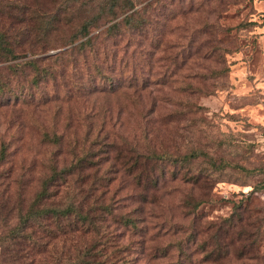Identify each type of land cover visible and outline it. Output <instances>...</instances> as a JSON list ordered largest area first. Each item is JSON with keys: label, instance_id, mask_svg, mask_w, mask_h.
Returning <instances> with one entry per match:
<instances>
[{"label": "rangeland", "instance_id": "1", "mask_svg": "<svg viewBox=\"0 0 264 264\" xmlns=\"http://www.w3.org/2000/svg\"><path fill=\"white\" fill-rule=\"evenodd\" d=\"M86 1L74 0L67 18L54 0L0 3L8 13L0 28L27 34L17 61L50 55L37 67L51 73L34 87L28 69L11 75L24 91L0 100V217L16 201L25 205L50 165L87 154L94 165L81 176L102 180L97 192L110 182L105 196L115 189L128 205L118 213L135 208L142 238L121 232L143 250L136 264H264V189H251L264 182V0H131L143 21L92 39L96 59L92 48L77 53L68 43L95 11ZM115 14L92 33L120 19ZM105 76L119 87L108 90ZM133 82L144 88L135 92ZM194 150L203 155L174 158ZM163 152L176 161L140 160ZM132 165L158 179L156 187L144 190L143 178L139 185L127 175ZM197 172L209 176L192 183ZM189 199L198 202L194 211ZM236 214L241 222L225 228Z\"/></svg>", "mask_w": 264, "mask_h": 264}, {"label": "trees", "instance_id": "2", "mask_svg": "<svg viewBox=\"0 0 264 264\" xmlns=\"http://www.w3.org/2000/svg\"><path fill=\"white\" fill-rule=\"evenodd\" d=\"M73 1L54 0L58 6V13L65 18L72 17L76 13ZM2 2L4 0H0V3ZM4 5H9V2H5ZM81 5L96 8L89 17L83 18L77 25L76 33L68 39V43H74L70 49L72 48L77 53L85 52L87 47L92 48L95 59L99 54L94 51L92 39L100 37L101 34L107 38L112 37L120 33L121 24L127 28L143 21L139 16V9L134 8L131 0H107L104 3L88 0L82 2ZM116 9L122 14L120 19L113 20L103 30L92 33L98 27L97 21L104 16L112 19L116 15ZM0 15H8V13L0 8ZM52 19L55 21V13ZM51 24L48 27L51 29L49 33L56 29L54 25L51 28ZM24 36L26 38L27 34L23 29L11 31L0 28V62L5 63L0 67V70H4L3 75L0 71V94L7 93L0 100H4L5 104L9 103L10 99L18 100L24 91L22 83L12 84L9 79L17 76L11 75L19 73L24 76L25 69H28L33 75L29 82L25 81L24 83L28 82L33 87L40 80L51 76V73L44 67L41 72L37 67V62L50 55L17 61L20 58L19 52L24 50L21 48ZM40 36H43V33ZM45 39H38L33 46L40 47L38 44L44 42ZM38 52H42V50L39 49L34 54ZM105 56L103 53L104 58ZM93 67L97 74H101L100 71H97L98 66L93 65ZM104 78V83L109 84L108 90L119 87L118 85L115 88L112 85L111 78L106 76ZM135 82L128 88H134L135 92L144 88L143 83ZM52 141L57 142V139L54 137ZM107 144L109 143L107 142ZM202 155L200 150H194L174 158L191 162L194 158ZM4 156L5 145L0 144V161ZM134 156L141 158L139 153H135ZM88 157L91 156L86 154L61 167L50 165L46 175L39 180L38 188L26 199L25 205L20 206L16 201L9 208L8 215L0 217V264H136L140 254H143V250L139 251L140 247L133 246V241L127 239L130 234L142 238L143 228L138 227L135 223L136 218L130 216L135 208L118 213L120 208L128 205L127 203L124 205L122 201L119 202V197L112 196V193L116 194L115 189L110 195L105 196L110 182L106 184L104 190L97 192V184H104L102 180L96 178L86 180L87 176H81L82 171L94 165V162L89 161ZM142 158L140 160L151 161L155 164L166 162L169 159L173 162L176 161L164 152L143 155ZM213 168H218V165L214 164ZM126 172L127 175L132 173L139 185L144 180L141 184L144 190L156 187L158 179L148 178L145 175L146 171L138 170L136 172L132 165ZM208 176L206 173L197 172L190 178L192 183H196L199 179ZM141 178H143L142 181ZM251 189L252 191L264 189V182L261 186ZM122 196H125V200H132L131 194ZM0 198L1 205H3L7 197L1 192ZM141 198L145 201L146 196ZM185 204L190 206L192 211L198 206V202L191 199L186 200ZM241 218L239 214H236L225 219V228L229 229L236 220L239 224ZM122 228L126 231L130 228L127 237L123 240L122 237L125 236V233L121 232ZM163 251H161L162 254ZM178 251L181 253V248Z\"/></svg>", "mask_w": 264, "mask_h": 264}]
</instances>
